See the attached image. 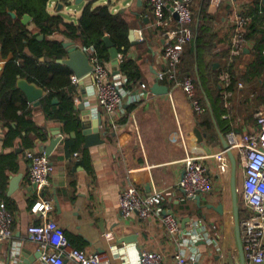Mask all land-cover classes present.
Here are the masks:
<instances>
[{"label":"crops","instance_id":"crops-1","mask_svg":"<svg viewBox=\"0 0 264 264\" xmlns=\"http://www.w3.org/2000/svg\"><path fill=\"white\" fill-rule=\"evenodd\" d=\"M209 1L192 0L193 35L187 49H193V55L186 53L184 57L191 64L189 77L195 83L196 97L204 109L201 115L195 114L180 88L156 79L157 73L164 69L163 32L175 25L170 10L165 11L162 26L156 27L152 9L144 0H87L80 5H75L74 0L68 3L50 1V14L60 15L67 23L77 24L89 4L93 8L107 6L113 15L125 20L128 25L127 45L117 46L106 34L116 54L111 53L110 46L104 41L106 56L101 60L110 76L120 74L126 79L121 70L122 62L129 60L136 65L138 76L126 86L136 101L125 103L122 113L105 112L99 107L96 96L90 93L94 84L92 74L81 78L74 85L73 98L80 120V135L75 132L69 135L73 140L78 139V148L74 150L67 147L68 136L62 130L63 125L46 118L41 100L39 105L26 100L33 110L31 119L39 130L37 135L34 132L26 135L23 131L11 145H4L8 127L0 120V178L3 174L6 176V184L0 188V202L14 217L11 238L0 241V264L39 263V246L27 240L26 231L29 225L41 221L30 212L33 201L40 197L53 202L50 217L63 228L74 247L86 254H104L110 264H126L127 260L137 264L141 250L160 254L164 264H175V253L185 245L180 236L169 235L160 222V215L165 212L177 216L182 231L190 229L192 220L202 219L210 235L223 244L225 260L231 254L234 263L238 264L237 253L227 240L229 234L225 222L227 206L232 202L231 159L228 153L222 161L214 155L225 150L221 136L226 139L230 131L243 135L257 128L254 114L264 110V63L260 61L264 51L259 57L255 56L253 40H248L242 55L234 60L231 66L234 77V88L230 86L231 106L225 108L223 99L222 105L216 99L217 94L220 96L221 86L218 92L213 82L229 54L233 32L230 20L235 14H253L254 3L252 0H231L214 8ZM261 1L264 4V0ZM58 3L65 6L61 12L55 11ZM261 11L260 7L259 14ZM27 29L36 33L31 23ZM130 31H133L136 43L130 40ZM51 39L72 41L60 34H54ZM74 43L82 49L80 42ZM4 64L0 56V72ZM155 83L163 91L153 93ZM42 89L45 96L46 91ZM22 97L26 99L23 93ZM54 99L57 103L53 102ZM54 99L52 104H58V99ZM95 109L96 113L93 112ZM9 126L14 127L15 122H10ZM56 128L62 139L49 155L54 171L48 184L37 191L30 181L29 162L24 155L28 150L38 151L49 146L54 138L51 132ZM195 130L202 134L201 142ZM90 134H98L101 142L85 147V136ZM27 138H30V146ZM232 153L238 187L243 173L237 152ZM187 157H201L212 180L211 192L200 195L199 204L195 199L186 198L178 187ZM12 180H16L17 186L13 189ZM128 186L135 188L141 196L154 191L163 192L166 199L160 206V213L146 219L136 214L123 218L119 194ZM219 205H222V214L215 210ZM123 238H134L135 241L121 243ZM195 247L200 253V264H220L223 261L204 241H198Z\"/></svg>","mask_w":264,"mask_h":264},{"label":"built area","instance_id":"built-area-1","mask_svg":"<svg viewBox=\"0 0 264 264\" xmlns=\"http://www.w3.org/2000/svg\"><path fill=\"white\" fill-rule=\"evenodd\" d=\"M151 9L156 27L162 26L165 21V11L170 10L175 18L174 27L163 32L164 37V69L156 75L158 82H167L180 88L189 100L196 115H201L203 106L198 101L196 86L189 76L179 78L178 68L184 53L185 46L192 40V0H144ZM231 0H210V6L217 8ZM252 16L235 14L231 18L233 32L229 46V54L225 66L219 74L221 83L220 96L225 108L229 109L231 103L230 85L234 77L231 66L236 58L242 55L248 40L247 27ZM89 56L92 65L91 74L94 84L90 93L95 95L99 107L108 113H122L125 103L135 102L131 91L127 89V79L120 74L109 75L102 60L93 47H82ZM80 79L74 74L70 76V84L77 85ZM145 87L144 84L141 85ZM238 87H242L238 84ZM94 113L97 112L95 109ZM257 128L247 134H238L230 131L226 134L229 148L214 155L222 161L228 150L236 151L240 158V168L243 173L237 192L241 197L244 210L240 216V236L246 264H264V110L254 114ZM76 155V153H75ZM25 159L29 162V178L37 191H41L49 182L54 166L44 149L25 152ZM178 187L184 192L186 198L195 199L196 196L211 192L212 180L207 166L201 157H187L184 160L183 175ZM166 196L161 191H154L149 195L141 196L131 186L125 187L119 194V209L123 218L133 214L146 219L153 214H159L161 204ZM53 202L46 198L33 201L30 212L38 217L40 223H33L27 227V240L39 246L38 264H110L104 254H86L74 247L65 236L63 228L50 217L53 211ZM14 217L0 202V241L8 240L12 236L11 227ZM160 222L171 236H180L185 248H180L174 255L175 264H200V253L195 247L198 241H204L223 261L220 264H229L225 260L222 247L209 233L202 219L192 220L190 229L182 231L177 216L171 212L160 215ZM190 252V254L188 253ZM125 255V254H124ZM125 257V256H123ZM126 258V257H125ZM126 264H132L128 260ZM137 264H164L160 254L141 250Z\"/></svg>","mask_w":264,"mask_h":264},{"label":"trees","instance_id":"trees-1","mask_svg":"<svg viewBox=\"0 0 264 264\" xmlns=\"http://www.w3.org/2000/svg\"><path fill=\"white\" fill-rule=\"evenodd\" d=\"M50 1L0 0V56L5 61L0 72V120L8 127L4 145H11L23 131L26 135L31 132L39 134L31 119L33 110L17 88V80L22 78L45 89L46 95L41 99V109L46 118L63 125L62 130L68 136L67 147L71 150L78 148V139L73 140L69 136L71 132L80 135V120L73 99L75 88L70 84L72 72L66 66L56 63L57 60L66 57V52L62 47L63 42L51 39V36L60 34L73 42H80L83 47H93L100 59L106 56L103 40L106 34L117 46L127 45V23L119 15H113L107 6L93 8L92 4L87 5L75 24L65 22L60 15L50 14L48 10ZM62 1L68 3L69 0ZM252 1L253 14L248 15L253 17L246 39L253 40L254 54L259 57L264 51V4L261 0ZM260 7L262 11L259 14ZM10 13H14L15 17L13 18ZM25 15L30 17L29 22H23ZM257 22L259 26L256 25ZM30 23L33 24L36 33L27 29ZM39 36H42V39H39ZM189 44L184 48L185 53L178 68L179 78L191 74L189 72L191 64L184 59L186 53L193 55V49H187ZM197 48L199 49L198 46ZM260 58L264 63V55ZM40 59L43 61L40 62ZM121 70L127 77V84L138 76L136 65L129 60L122 62ZM232 84L230 86L233 89ZM202 85L208 95L205 83ZM213 85L219 92L221 86L219 73L216 74ZM54 98L58 99L56 105L52 104ZM216 99L222 105V99L218 94ZM19 111L21 113L17 114ZM10 122H15V126L10 127ZM26 140H29L27 142L30 146V138ZM1 177L0 188H3L6 176L3 174Z\"/></svg>","mask_w":264,"mask_h":264},{"label":"water","instance_id":"water-1","mask_svg":"<svg viewBox=\"0 0 264 264\" xmlns=\"http://www.w3.org/2000/svg\"><path fill=\"white\" fill-rule=\"evenodd\" d=\"M87 0H74L75 5H80L83 2ZM64 4L63 3H58L56 6V12H61L64 9ZM10 15L14 18L15 14L10 13ZM30 20V17L25 15L23 17V22L26 23L27 21ZM130 40L133 41V43H136L137 41L133 40V31H130ZM135 35V34H134ZM39 39H42V36H39ZM103 40L106 42L108 46L111 48V53L116 54L115 49L112 47V43L109 41L108 37H104ZM135 41V42H134ZM62 47L64 48L66 52V57L59 59L56 61L57 64L66 66L69 68L72 73L79 79L83 78L84 76L88 75L91 70H92V65L90 64L89 61V56L88 53L79 47L73 42V41H66L62 43ZM17 88L24 94L26 97V100L31 103V104H40V100L44 97V91L42 88L37 87L33 83H29L27 80L18 78L17 80ZM165 90V89H164ZM153 93H160V91H163V89L160 87L158 83H155L152 88ZM54 103H57V100H53ZM196 137L199 142L202 141V134L198 130H195ZM51 136L54 138L51 139L50 145L47 146L44 150L45 152L50 155L51 152L53 151L54 147L61 141L62 137L60 136L59 129L56 128L54 132H51ZM221 142L222 145L225 149H228V143L225 138L222 136ZM100 139L98 134H90L85 136V143L84 146H92L100 143ZM230 159H231V206H232V222H233V231H234V240L236 244V249H237V258H238V264H246L245 257H244V252H243V247H242V242H241V236H240V204H239V197H238V192H237V186H236V161L235 157L232 153L231 150L227 151ZM13 181V182H12ZM11 181V189H13L15 186L16 180ZM195 200L197 204H199L200 201V196H196ZM215 210L222 214V205H219L218 207L215 208ZM134 238H123L120 240L121 243H132L134 242ZM227 262L229 264H235L231 254L228 255ZM26 264V263H24Z\"/></svg>","mask_w":264,"mask_h":264},{"label":"rangeland","instance_id":"rangeland-1","mask_svg":"<svg viewBox=\"0 0 264 264\" xmlns=\"http://www.w3.org/2000/svg\"><path fill=\"white\" fill-rule=\"evenodd\" d=\"M238 197H239V204H240V216H242V211L244 210V206L242 204V201H241V197L240 195L238 194ZM226 227H227V230H228V243L230 245V247L232 248L233 252L235 250V252L237 253V250H236V244H235V240H234V231H233V222H232V206H231V203H229V205L227 206V214H226ZM224 241V240H223ZM222 246L223 244L220 243ZM225 256V255H224ZM226 257V256H225Z\"/></svg>","mask_w":264,"mask_h":264}]
</instances>
